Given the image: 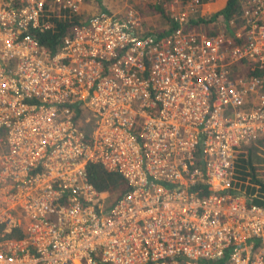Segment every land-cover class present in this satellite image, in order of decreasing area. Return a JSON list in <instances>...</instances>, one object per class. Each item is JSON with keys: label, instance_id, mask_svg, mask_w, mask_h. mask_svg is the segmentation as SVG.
Here are the masks:
<instances>
[{"label": "built area", "instance_id": "1", "mask_svg": "<svg viewBox=\"0 0 264 264\" xmlns=\"http://www.w3.org/2000/svg\"><path fill=\"white\" fill-rule=\"evenodd\" d=\"M111 1L49 52L38 33L84 0H0V264H264L233 169L264 132V0H237L231 32L199 24L209 0ZM90 163L126 188L108 202Z\"/></svg>", "mask_w": 264, "mask_h": 264}, {"label": "trees", "instance_id": "2", "mask_svg": "<svg viewBox=\"0 0 264 264\" xmlns=\"http://www.w3.org/2000/svg\"><path fill=\"white\" fill-rule=\"evenodd\" d=\"M236 1L237 0H226L224 5L217 8L216 10L201 16H196L197 19H199V24L202 26V28L207 29L208 32H212L213 27L209 28V25L212 26L213 21H216L218 18V20H223L225 22L224 27L226 31L231 32L232 25H234V23H238V19L234 16H231L232 14L238 13L239 7ZM95 2L98 5L101 4L100 0ZM143 3L145 4L146 9L156 12L165 20V22L168 21L167 15L164 13L162 7H160L158 3H153L151 1H146ZM99 7L102 8L101 5ZM96 11L97 10H94V12ZM61 13L62 15L60 16L51 17V26L46 30H43V32L38 33L39 41L48 49L49 52H53L57 48L60 38L64 34L69 33L73 25L85 21L89 14V12H85V10L80 11L77 14H71L69 16H65V10H63ZM230 19H232V22H230ZM163 29L164 27H159L156 28L154 32L157 35L160 34ZM261 70L262 67L255 63H252L247 69H245V71L250 74H257ZM254 141L264 144V132L259 134ZM243 153L244 152L242 151L238 152L233 160L236 184L238 185V188L245 194V199L248 202L264 205V181L261 178L255 176L250 155H244ZM87 172L89 180L98 190H106L109 194L113 193L114 197H116L126 188V183L119 174L105 170L98 163L88 164ZM246 175H249L248 179H246ZM192 188L201 192L206 191V188L202 184L193 186ZM9 235L18 237L22 235V231L20 228H15L11 230Z\"/></svg>", "mask_w": 264, "mask_h": 264}, {"label": "rangeland", "instance_id": "3", "mask_svg": "<svg viewBox=\"0 0 264 264\" xmlns=\"http://www.w3.org/2000/svg\"><path fill=\"white\" fill-rule=\"evenodd\" d=\"M97 1V0H96ZM102 2L100 5L106 6L109 2L108 0H100ZM98 4L94 0H84L83 2V10L85 12H89V14H94V10L99 8ZM132 5L137 9V12L140 15L139 25L141 29L155 30L156 28H163L167 22L158 15L156 12L146 9L145 4L138 2H132ZM166 19V18H165ZM163 21V22H162ZM158 26V27H157ZM244 152V155H250L251 164L254 168L255 176L261 178L264 181V144L258 143L257 141H251L250 143H240L236 152ZM249 178V175H246V179ZM249 182V181H246ZM106 191V190H104ZM107 192V191H106ZM108 193V192H107ZM114 194L108 193V202L109 199H112Z\"/></svg>", "mask_w": 264, "mask_h": 264}, {"label": "crops", "instance_id": "4", "mask_svg": "<svg viewBox=\"0 0 264 264\" xmlns=\"http://www.w3.org/2000/svg\"><path fill=\"white\" fill-rule=\"evenodd\" d=\"M96 1V0H94ZM226 0H209L207 2V4L202 7V12L201 14H206V13H210L214 10H216L217 8L221 7L224 5ZM108 4L106 6H102V8L104 7V9H108V8H119V4L118 3H115V2H112L111 0H108ZM102 3V2H101ZM143 3V2H141ZM200 14V15H201Z\"/></svg>", "mask_w": 264, "mask_h": 264}, {"label": "bare ground", "instance_id": "5", "mask_svg": "<svg viewBox=\"0 0 264 264\" xmlns=\"http://www.w3.org/2000/svg\"><path fill=\"white\" fill-rule=\"evenodd\" d=\"M110 12V11H109ZM95 13V12H94Z\"/></svg>", "mask_w": 264, "mask_h": 264}]
</instances>
